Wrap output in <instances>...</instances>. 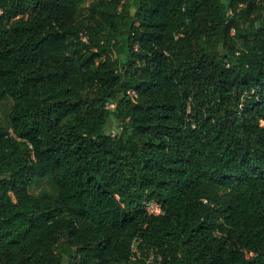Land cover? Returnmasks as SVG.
Returning a JSON list of instances; mask_svg holds the SVG:
<instances>
[{
  "label": "trees",
  "instance_id": "16d2710c",
  "mask_svg": "<svg viewBox=\"0 0 264 264\" xmlns=\"http://www.w3.org/2000/svg\"><path fill=\"white\" fill-rule=\"evenodd\" d=\"M87 1L0 0V264H264V0Z\"/></svg>",
  "mask_w": 264,
  "mask_h": 264
},
{
  "label": "built area",
  "instance_id": "2783aa9c",
  "mask_svg": "<svg viewBox=\"0 0 264 264\" xmlns=\"http://www.w3.org/2000/svg\"><path fill=\"white\" fill-rule=\"evenodd\" d=\"M130 97H135V93L133 91L129 92ZM106 108H113V105H106ZM146 211L151 215H158L160 214V207L156 205L155 203L151 202L145 205ZM132 248V254L130 256V263L136 261L137 259H140L139 253L136 251L134 244L131 245ZM145 264H156L154 262V256L153 254H149L147 257L142 258ZM158 261H160L159 258H157ZM159 264V263H158Z\"/></svg>",
  "mask_w": 264,
  "mask_h": 264
},
{
  "label": "rangeland",
  "instance_id": "374dc122",
  "mask_svg": "<svg viewBox=\"0 0 264 264\" xmlns=\"http://www.w3.org/2000/svg\"><path fill=\"white\" fill-rule=\"evenodd\" d=\"M90 1L91 0L87 1L85 5H88ZM9 106L10 104L8 102L0 105V124L5 123L6 115L9 110ZM106 131L111 135H114L117 132V125L113 119H109ZM38 191L39 189L36 188L32 190V193L36 194Z\"/></svg>",
  "mask_w": 264,
  "mask_h": 264
},
{
  "label": "water",
  "instance_id": "95a60500",
  "mask_svg": "<svg viewBox=\"0 0 264 264\" xmlns=\"http://www.w3.org/2000/svg\"><path fill=\"white\" fill-rule=\"evenodd\" d=\"M256 26L258 27V24H256Z\"/></svg>",
  "mask_w": 264,
  "mask_h": 264
}]
</instances>
